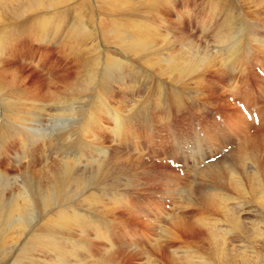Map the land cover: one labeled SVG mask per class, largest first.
I'll use <instances>...</instances> for the list:
<instances>
[{"label": "clouds", "instance_id": "clouds-1", "mask_svg": "<svg viewBox=\"0 0 264 264\" xmlns=\"http://www.w3.org/2000/svg\"><path fill=\"white\" fill-rule=\"evenodd\" d=\"M168 2L97 0L98 24L95 15L86 14L84 8L91 0H0V142L19 146L11 158L6 148L0 153V264L14 254V264H60L59 259L44 261L37 254L60 252L59 237L64 230L99 231L75 207L49 214L58 203L75 202L102 215L139 219L133 203L134 191L139 189L120 184V174L112 177L113 167L106 158L94 153L70 158L69 146L85 142L102 146L108 134L113 144L131 142L135 146L133 153L116 163L138 168L147 157L145 145L150 148L170 132L175 113L182 114L194 100L210 103L201 91L209 75L224 82L219 95L244 100L249 109L264 117V85L252 87V69L264 60V36L239 26L235 19L217 25L219 0H209L207 15L198 21V38L175 40L161 32L164 24L151 20L155 9ZM248 2L264 7V0ZM69 10L75 13L71 22ZM45 12L52 15H39ZM124 12H137L145 19L124 22L116 18ZM185 14L192 19L194 10L186 9ZM29 17L35 19L28 38L33 43L59 41L58 55L66 66L50 72L40 84L19 66H9L18 43L17 25ZM101 40L119 54L102 47ZM145 83L154 87L144 91ZM114 88L119 89V97ZM256 119L254 115L251 123L241 119L232 127L225 124L230 139L224 143L232 145L229 159L239 161L245 170L247 164H256V157L264 160V123ZM82 168L85 171H79ZM110 177L112 195H98L94 189ZM152 184L163 198L162 207L157 208L159 231L149 237L143 260L130 264H224L223 244L213 257L186 238L197 229L206 230L215 249L224 235L218 231L219 221L211 219L205 225L207 210L222 215L223 223L234 219L231 205L239 201L221 192L198 191L204 185L226 184L264 207V187L244 191L239 172L224 161L209 167L190 165L179 175L155 177ZM190 211L201 213L192 218L191 227L182 215ZM170 244L175 247L166 255L164 248ZM126 256L127 252L112 243L90 264H120ZM244 258L254 259L246 253Z\"/></svg>", "mask_w": 264, "mask_h": 264}, {"label": "rangeland", "instance_id": "rangeland-1", "mask_svg": "<svg viewBox=\"0 0 264 264\" xmlns=\"http://www.w3.org/2000/svg\"><path fill=\"white\" fill-rule=\"evenodd\" d=\"M78 2H80V0H78ZM91 2L92 3H90V4L89 3H85L84 4L85 10L87 9L86 10L87 11L86 14L87 13H91V14L95 15L97 23L99 24V21H100V18H101V12L99 10V6L97 5V0L96 1L91 0ZM245 2H246V4H245ZM247 2H248V0H225L226 4L219 5V6L222 7L224 11H228V10L234 11V14L238 17V20L241 19L240 21L241 22L243 21L242 23H243L244 27H246L245 26L246 23L247 24L250 23V26H251L250 30L252 32L258 33L259 35L261 34V36H264V32L262 33V29H261V28H264L263 27L264 26V13L260 12V13H257V15H255L256 14L255 11H264V7L257 8L255 6L253 8L254 9V13H255L254 14L253 13V9L250 8L251 10H249V7H248V5L251 6V7H253L254 5L250 4L249 2L247 4ZM94 3H96V4H94ZM219 3H220V0H219ZM162 4L160 5V7L155 9L154 14L151 17L153 22H155L157 20L155 23L157 25H159L158 22H160V24H161L162 23L161 17L163 16L162 18L165 19V21L167 20L168 23L171 22L170 24H172L174 29H177L178 32L182 31L183 33H181V34H183L187 38H192V39L198 38V36L200 35V28L198 27V21H199V19L201 17L207 15V13L209 11V7H208L209 0H170V2L162 3ZM187 8L194 10V16L192 17V19H189L188 16L185 14V10ZM245 9H246V11H245ZM98 11H99V13H98ZM249 11H251V12H249ZM70 12H72V11H70ZM246 12L251 15V18L249 20H246L244 17L241 16V15H244ZM73 13L74 12H72V15H73ZM239 13H241V14H239ZM97 14H99V15H97ZM259 15H260V18L258 17ZM129 16H132V19H134L136 21H140V20L143 19V17L137 12H136V14H134V15L132 14V15H129ZM253 16H256V17H253ZM120 18H122V17H120ZM123 18L125 19L124 16H123ZM158 18H160V19H158ZM222 19L223 18L217 19L216 20L217 21L216 24L218 22L220 23L219 20H222ZM71 20L72 19H70V21ZM256 20H258V21H256ZM260 21H261V23H260ZM21 26H22V28H21ZM23 26H25V27H23ZM26 28H27V30H26ZM30 31H31V23L23 24L21 22L20 24L17 25V33H18L17 39H18V43H17V45H16V47L14 49V52H13L14 59H13V61L10 62L9 66H19L21 71L24 72L25 75H31L32 78H33V81H35L37 84H40V83H42L43 79L47 75H49L50 72H52V71H54L56 69L57 70H63L64 67H66V66L63 65V61L60 59V57L58 55V50H59V47H60V42L59 41H57L55 44H50L47 41H42V42H39V43H33L28 38V32H30ZM161 32L164 33L163 30H161ZM98 33H99V35H98V38H99V36L101 34H100L99 31H98ZM49 39H50V37H49ZM101 46H103L102 42H101ZM110 49H113V50H110ZM110 49H108V50L112 51V52L114 50L116 52L118 51V49H115L114 47L110 48ZM116 52H113V53L114 54H118ZM207 79L211 80V81H208ZM207 79H206L205 85L206 84L210 85V83L214 82L217 85H220V88H222V86L223 87L225 86L223 81H221V80L216 81L217 77H215L214 75H209L207 77ZM253 82H255V80H252V83ZM258 82L257 83L255 82V84H256L255 89L257 88V86H260V84L262 83V82L260 83V81H258ZM147 85L154 87L153 84L147 83L146 85L142 86V87H144V90L146 89ZM114 90H115L116 96L119 97V95H120L119 89H114ZM218 91H220V90L214 89V92H216V95H218L216 101H218V103H221L222 105L226 106V104H227V100L226 99H229V98L219 95ZM193 95H195V94H193ZM212 105H210L207 102L196 101V100L192 101L191 103L188 104L187 108H189L191 110V112L196 115L194 117V120L196 122L195 121L193 122L192 121L193 119L186 118V120H185V123L187 122L186 126L185 125L184 126H182V125L179 126L178 124H176V127L172 126L173 128L171 127L170 131L174 132L177 135V137H179V139L182 141L181 138L188 139L192 135V132L195 129L200 127L197 124V123H199L198 120L200 118H205V119L207 118V120L210 119L211 120V121L209 120L210 123L213 121L214 123H217V124L219 122H217L216 120H221V123L231 122L233 120V117L235 115L234 110H231L229 108H227V109L225 108L224 109V108H220L218 106H215V105L212 106ZM194 106L196 108H192ZM199 106H201V107H199ZM198 107L200 109H202V110L204 109L202 114H201V111L200 112L198 111V109H197ZM177 114L178 113H175L174 115H177ZM182 114H186V113L183 112ZM213 114H215V115H213ZM2 115H3V112H2V110H0V118H2ZM211 118L212 119L214 118V119L212 120ZM228 118L230 120H227ZM223 120H225V121H223ZM175 121H177V122L179 121L180 122L179 119H177ZM144 123L145 124L148 123L147 118H145ZM169 134H170V132H169ZM171 134H173V133H171ZM181 134H183V135H181ZM111 137L112 136H110L108 134H104V140H103V145L102 146L108 148V150L110 149L111 157H112V161L113 162L115 161V159H117L115 157H117L118 155H119L118 156L119 160H122L123 158H121V157H125V156H127V155H129V154H131V153H133L135 151V146H134L133 143L129 142V143H124L122 145L113 144V137L112 138ZM162 140H164V139H162ZM170 140L171 139H168L166 137L165 140L161 142V139H159L150 148L147 145H145V148H146V151H147V157L140 162L138 168L137 167H132L131 169H129L128 165L121 163V164H123V166H125V168L123 169L121 164H116L117 166L119 165L118 166L120 168L119 172L121 173V175H119V176L122 178L121 182H119V183L120 184H134L135 183L134 185L139 189L138 191H134V195H133V203H134L135 206L138 207L136 209V212L139 213V214L137 213V215L139 216V219H133L131 216L124 215V214H117L116 216L102 215L97 209H93V212L95 213L98 222H100V227L105 226L106 228L104 230H102V232L101 231H99V232L98 231H94V232L90 231L91 233H89V231H88L87 232L88 236L90 238L91 237L92 238L90 240L89 237L87 236L88 239H86V238L84 239L86 242L83 240L82 234H80L81 232L79 233L78 231H75L70 236L74 240V242L75 241L76 242L83 241V242H85V243H87L89 245V248L91 250V258H90V260H88V264H90V262H91V260L93 258L101 257L103 255V253L108 248H110V245H109V243L106 240H108V238L110 239L111 237L112 238L110 239V241L113 239L112 241H114L115 244L118 245V247L121 250V252H127L128 253V256L120 258V264H130V262L135 261L137 259H139L141 261L143 260L144 257H143V249L142 248L150 247L149 243H147V242H149L148 241L149 237L156 236L158 234V231H159V225H158V223H156L157 222V218H158V213H157L156 210H157L158 207L162 206L161 205V201L163 199L160 196V194L158 193L157 189L153 186L152 179H154L155 177L163 176V170H165L166 172L167 171H172V173H173V171H175L171 167H166L165 168V166L159 165V162L156 160V158H159L162 161L163 160H170L171 158L172 159L178 158V157L172 156L171 153L168 154L170 152ZM85 145H84V147L86 148V146H88V145H86V146ZM94 146H92V147H94ZM172 147H174V146L172 145ZM5 148L7 149V153L9 154L8 158H11L12 156H15L17 154L18 150H19V146L18 145H14V144L9 145V144H6L4 142H0V153L4 152ZM88 150H89L88 153L91 154L92 151L90 149H88ZM63 151H64V149H63ZM73 151H74V148L72 146H69L68 149H67V154H69V156L73 155ZM76 152H77V150H75V153ZM113 153L114 154L117 153V155L115 156ZM112 155H114V157ZM86 156H88V154ZM162 156L164 158H162ZM2 166L3 165L0 164V167H2ZM79 171H84V170L82 168V170L80 169ZM131 173H135V177H133L131 175ZM176 174H178V173L176 172ZM125 177H127V178H125ZM243 181H244V183H247L249 181V177H247V174L245 176H243ZM98 185L95 188V191L97 192L98 195H102V194L103 195H107V196H111L112 195V191L110 190L111 189V185H112L111 184V177L109 178L107 183L104 182V183H101V184H98ZM103 185H106L108 187L104 188ZM246 185H247V187H249L248 184H246ZM105 189H108V190H105ZM109 193H110V195H109ZM228 193H230V192H228ZM64 205H65V207H69V206H75L76 203L75 202L64 203ZM81 208L83 209V208H85V206H83ZM255 209H257V208H255ZM209 211L210 212H207L209 214L208 215L209 219H215V220H217L218 218L222 219V217H220L221 216L220 214L218 215L217 213L212 212L211 210H209ZM146 213H148V214H146ZM182 215L187 218L188 225H189V227H191L192 226V218L195 217L196 215L197 216L201 215V213L198 212V211H190V212L182 213ZM252 215H254V214H251V215H248V216L244 215V217L246 219L250 218V220H245L247 223H251L253 220L257 219V214L255 215V219H253V220L251 219ZM104 216H107V217H104ZM258 216L260 217L258 219V221L260 222L259 223L260 226L257 225V226H255L254 229H252V226L250 225L248 227V229L246 230V234H247L246 238H247V240H245V241L243 240L244 242L250 243L253 247L258 248V249L255 248V251L258 253V255H257L258 256V261H254L252 264H257V263L258 264H264V238L262 240L259 236H257V237L254 236V230L255 229H256V231L261 232V233L263 232V229H264V226H263L264 225V219H261L263 216L261 217L259 214H258ZM100 217H101V219H100ZM114 217L117 220H113ZM244 217H242V218H244ZM43 218H45V217H42V219ZM104 219H105V221H104ZM102 220H103V222H102ZM152 220H155V222L152 221ZM119 221H123V225H121L119 223ZM164 223H167V221H164ZM220 223H223V222L220 221ZM105 234H106L107 237H105ZM207 236H209V234L207 232H205V231L202 232L200 229H197V230L191 232L190 234H187L186 238L189 239V240L195 241L198 244V246H199V251L211 254V252H213V250H214V254H215V251L217 250V247L215 249L212 248L211 244L208 243L209 242L208 240L210 239V236L209 237H207ZM233 237H234V235H230V236H228V239H231ZM103 239H104V241H103ZM240 240H242V239H240ZM145 241H147V242H145ZM258 241H259V243H258ZM229 242H231L230 244H232L233 247H238L239 248L240 243L238 241L229 240ZM147 245H149V246H147ZM123 247H125V248H123ZM171 247H175V245H171L170 244V245H168L167 247L164 248V253L166 255L168 254L169 248H171ZM209 247H211L212 251L208 250V249H210ZM133 248H134V251L132 250ZM226 248L230 252L231 247L229 245H227ZM238 248H236L235 251H237ZM138 249H140L141 251L140 250L138 251ZM248 251L252 252V250H250V249ZM214 254H211V256H213ZM14 258H15V254L13 255L12 259H14Z\"/></svg>", "mask_w": 264, "mask_h": 264}, {"label": "bare ground", "instance_id": "bare-ground-1", "mask_svg": "<svg viewBox=\"0 0 264 264\" xmlns=\"http://www.w3.org/2000/svg\"><path fill=\"white\" fill-rule=\"evenodd\" d=\"M96 1V0H94ZM92 3V2H91ZM96 4V3H94ZM206 4V3H205ZM226 4L225 3V0H220V3L219 5H224ZM246 4V2H245ZM248 4V2H247ZM163 5V4H162ZM170 5V4H169ZM87 6V5H86ZM97 6V5H96ZM239 6V5H238ZM244 6V5H243ZM247 6V5H246ZM160 7V6H159ZM249 10L253 9L255 7V5L253 7L249 6ZM95 8V7H94ZM158 8V7H157ZM251 8V9H250ZM261 8V7H260ZM161 9V8H160ZM188 9V8H187ZM87 10V9H86ZM98 10V9H97ZM263 10V9H262ZM61 11H64V10H61ZM159 11V10H158ZM161 11V10H160ZM246 11V9H245ZM70 10L68 11V17H69V21L70 19H74L75 18V13H73L72 15V12H70ZM87 12V11H86ZM251 12V11H249ZM256 14L254 13V9H253V13L255 15H257V13H264V11H255ZM96 13V12H95ZM94 13V14H95ZM99 13V11H98ZM134 15L136 14V12H124V13H119L117 14V19L121 20V21H124V22H129V21H136L134 19H132V16H129V15ZM241 14V13H239ZM253 14V15H254ZM39 15L41 16H50L52 15L51 12H45V13H40ZM99 15V14H97ZM167 15V14H166ZM123 16L125 17V19L123 18ZM142 16V15H141ZM157 16V15H156ZM242 17H244L246 20H249L251 18V15L249 13H245L244 15H241ZM122 17V18H120ZM143 17V16H142ZM141 17V18H142ZM163 17V16H162ZM161 17V20H162V23L165 25L164 28H162L161 30L164 31V33L168 34L169 36H171L173 39L175 40H192V41H195L196 39H192V38H187L186 36H184L182 31L181 32H178L177 29H174V27L172 26V24L168 23L167 20L165 21V19H163ZM253 17H256V16H253ZM260 18V15L258 16ZM219 18H223L222 20H219L220 23L218 22L217 25L221 24L223 21H225L226 19H235L236 20V23L241 26V27H244L243 26V21L241 22L240 20H238V17L234 14V11H231V10H228V11H224L222 7H220V12L218 14V17L217 19ZM35 19V17H29L28 20L26 21H23L22 23L23 24H27V23H31V21ZM143 19H145L143 17ZM142 19V20H143ZM160 19V18H158ZM263 19V18H262ZM71 20V21H72ZM152 20V19H151ZM255 20V19H254ZM70 21V22H71ZM157 21V20H156ZM155 21V22H156ZM245 21V20H244ZM258 21V20H256ZM217 22V21H216ZM249 22V21H248ZM160 24V22H158ZM191 23V22H190ZM261 23V21H260ZM263 23V22H262ZM30 25V24H29ZM252 25V24H251ZM246 27H244L245 29H247L248 31L252 32L250 29H251V26H250V23L249 24H245ZM250 26V27H249ZM253 26V25H252ZM256 26V25H255ZM25 27V26H23ZM262 27V26H261ZM264 27V26H263ZM22 28V26H21ZM254 28V27H253ZM256 28V27H255ZM262 29V33L264 32V28H261ZM20 30V29H19ZM27 30V28H26ZM25 30V31H26ZM22 32V31H21ZM27 32V31H26ZM25 32V33H26ZM190 32V31H189ZM23 33V32H22ZM29 33V32H28ZM186 33V32H185ZM24 34V33H23ZM101 34V33H100ZM99 35V33H98ZM189 35V34H188ZM261 35V34H260ZM100 37V36H99ZM197 37V36H196ZM18 40V39H17ZM103 46L102 47H105L106 50L110 49L108 47L105 46L104 42L101 40ZM176 47H179V45L177 44ZM110 50H113V49H110ZM113 52H116L115 50ZM119 54V50L116 52ZM57 70V69H56ZM255 71V72H254ZM255 73V74H254ZM252 80H255V82L257 83L258 81H260V86L261 85H264V60H259L255 63V66L253 67L252 69ZM215 79V78H214ZM208 80V79H207ZM213 80V79H212ZM219 79L217 78L216 81H218ZM208 81H211V80H208ZM209 83V82H208ZM259 83V82H258ZM147 83H145L144 85H146ZM216 83H210L209 84H206L205 87L203 88L202 93H206L209 98H210V105H215V106H218L220 108H229L231 110H234L235 112V115L233 117V120L231 121L232 123V126H234L236 124V122L240 121L241 119H245V120H248L250 123L252 122V116L249 114V111H248V108L247 106L245 105V103H243L241 101V99H236V100H232V99H226L227 100V104L226 106L225 105H222L221 103H218V101H216L217 99V96L216 95V92H214V89L216 90H221L223 88H220V85H215ZM259 85V84H258ZM150 86L147 85L146 86V89L144 90V87H143V90L144 91H147L148 88ZM259 87V86H257ZM115 89V88H114ZM115 91V90H114ZM220 92V91H218ZM204 102V101H202ZM224 103V102H223ZM212 105V106H213ZM192 108H196L195 106L192 107ZM191 108V109H192ZM199 110V112L201 111V114H202V109H200L199 107L197 108ZM230 110V111H231ZM213 111V110H212ZM218 111V110H217ZM229 111V112H230ZM3 112V111H2ZM185 112L186 114H177L175 115V120L179 119L180 122L178 121H173V124L172 126L176 127V124H178L179 126L182 125V126H186V123H185V120L186 118L188 119H193L194 120V117L196 116L195 114H193L191 112V110L189 108H187V110L183 111ZM207 112V111H206ZM228 112V111H227ZM216 113V112H215ZM205 114V113H204ZM215 115V114H213ZM212 115V116H213ZM218 115V114H217ZM226 115V114H225ZM210 117V116H209ZM214 117V116H213ZM258 123H264V117H260L258 116ZM218 118V117H217ZM227 118V117H226ZM225 118V119H226ZM196 119V118H195ZM203 119V118H200V120ZM207 119V118H206ZM212 119V118H211ZM214 119V118H213ZM212 119V120H213ZM192 120V121H193ZM198 120V119H197ZM210 120V119H209ZM227 120H230L229 118ZM202 121H205V120H202ZM211 121V120H210ZM215 121V120H214ZM217 121V120H216ZM225 121V120H223ZM196 122V121H195ZM198 124V123H197ZM192 125V124H191ZM195 125V124H194ZM193 126V125H192ZM232 126H229V127H232ZM172 127V128H173ZM188 127V126H187ZM194 127V126H193ZM176 129V128H175ZM186 129V128H185ZM191 129V128H190ZM174 130V129H173ZM184 132V131H183ZM187 132V131H186ZM191 132V131H190ZM177 133V132H176ZM180 133V132H179ZM174 134V133H173ZM172 134V135H173ZM175 135V134H174ZM183 135V134H181ZM180 136V135H179ZM185 136V135H184ZM193 136V135H192ZM221 137V141L218 140V137ZM183 137V136H182ZM188 137V136H187ZM195 138V143H193L194 145H192V141L193 139L191 137H189L188 139H185L184 141H179V140H176L177 138H173V146L174 147H178V148H183V149H187L189 150V153L187 152H181V151H177L179 152L181 155L185 156L187 159L184 161V158H176V159H170V160H161L159 158H156V160L159 162V165H162V166H165V167H171V168H174V169H178V175L185 172L190 165H194V164H200V165H204L205 167H209V166H217V165H220L222 161L224 162H227V163H230L232 165L233 168H235L240 176H241V188L244 190V191H250L252 188L254 187H264V160H261L259 157H256V164H247V167H246V170L243 169V168H240L239 167V161H236L235 159H229V156H230V153L232 151V145L231 143H224L225 141H228L230 139V137L228 136V132L226 133H222V134H219V135H212V134H209L208 132L203 134L202 136V139H200L196 134L195 136H193ZM112 138V137H111ZM183 140V138H182ZM163 140L161 139V142ZM199 142L201 144H199ZM86 144V143H85ZM84 143H81V144H77V145H72V147L74 148V151H73V155H70L67 154L70 158H77L79 159L81 156H86L88 154V156H90V154L88 153V149H90L92 151V153L102 157V158H106L108 160V162L112 165L113 167V171H112V177H116L118 174L121 175V173L119 172L120 168L116 165V161L119 160L118 156L115 157L117 159H115V161L113 162L112 161V157H111V151L110 149L108 150V148L104 147V146H94V145H91V144H86L88 146H86ZM161 144V143H160ZM202 144H205V148L203 147ZM84 145L86 146V148L84 147ZM119 145H122V144H119ZM94 146V147H92ZM118 146V145H117ZM159 146V145H158ZM164 146V145H163ZM120 148V147H119ZM107 149V150H106ZM75 150H77V152L75 153ZM164 150V149H163ZM61 151H63V149H61ZM129 151V150H128ZM158 151V150H157ZM205 151L207 153V156L204 155L205 154ZM167 152V151H166ZM91 153V154H92ZM118 153V152H117ZM117 153H113L115 156L117 155ZM72 154V153H71ZM162 154V153H161ZM167 154V153H166ZM114 155H112L114 157ZM153 155V154H152ZM154 156V155H153ZM156 156V155H155ZM172 156H174L172 154ZM176 156V155H175ZM174 156V157H175ZM167 157V156H166ZM171 157V156H170ZM177 157V156H176ZM123 158V157H121ZM162 158H164L162 156ZM168 158V157H167ZM157 162V163H158ZM169 166H168V165ZM122 168L124 169L125 166H123V164H121ZM127 167V166H126ZM119 168V169H118ZM121 168V169H122ZM82 170V169H81ZM85 171V169H83ZM249 172V173H248ZM247 174V177H249V181L247 183H244L243 181V176H245ZM152 175V174H151ZM122 178L119 176V182H121ZM153 180V179H152ZM125 181V180H124ZM107 183V182H106ZM113 183V180L111 179V184ZM101 184V183H100ZM135 184V183H134ZM249 187H247V185ZM142 185V184H141ZM99 186V185H98ZM102 187V186H101ZM104 188L108 187L106 185H103ZM103 189V188H102ZM110 189V188H109ZM95 190V189H94ZM105 190H108V189H105ZM110 191V190H109ZM198 191H201V192H221V193H225L228 197L230 198H234L236 200L239 201L238 204H232L231 205V208L234 212V219L232 221V223H220V221H223L224 220V217L221 215L220 217L221 218H218L217 221H219V223L217 224V228H218V231L219 232H222L223 235H224V240L223 241H220L218 242L217 244V250L215 251V254H214V250L213 252H211V254H214V256L216 255H219V246L220 244H223L224 246V251L226 252L227 256H226V260L224 262V264H252L254 261H258V253L255 251V248L256 247H253L250 243L248 242H244L245 240H247V234H246V230L248 229V227L251 225L252 226V229L255 228V226L259 225L260 226V222L258 221V219L260 218L258 216V214L262 217L261 219H264V207H261L259 204H257L255 202L254 199H252L251 197L249 198H244L242 195H238L236 192H234L232 189H230L226 184H215V185H204L202 186L200 189H198ZM230 192V193H228ZM105 193V192H104ZM103 195V194H102ZM110 195V193H109ZM158 195V194H157ZM159 196V195H158ZM135 206V205H134ZM72 207H75L76 208V211L81 215V216H85L87 217L90 221H91V224L94 225V226H98L99 227V231L102 232V230H104L106 227L105 226H102L100 227V222H98L97 218H96V215L95 213L93 212V209L95 208H89L87 205H85V208H81V207H78V206H69V207H65L64 203H58L56 208H54L53 210H51V212L49 214H54L56 211H59L61 209H69V208H72ZM162 207V206H160ZM138 207L135 206V209H137ZM257 208V209H255ZM157 211V210H156ZM207 212H210L209 210ZM213 212V211H212ZM257 212V213H256ZM138 213V212H137ZM216 213V212H215ZM139 214V213H138ZM148 214V213H146ZM213 214V213H212ZM211 214V215H212ZM219 215V213H217ZM251 214H254L252 215V220L255 219V215L257 214V219L253 220L251 223H247L245 220H250V218H245V216H248V215H251ZM209 215V214H208ZM102 216V215H101ZM197 216V215H196ZM46 218V215L43 216ZM104 217H107V216H104ZM150 217V216H149ZM154 217V216H153ZM244 217V218H242ZM112 218V217H111ZM124 218V217H123ZM101 219V217H100ZM155 219V218H154ZM220 219V220H219ZM113 220H117L115 217ZM156 220V219H155ZM155 220H152L155 222ZM210 220L211 219H208L205 221V225L207 226L208 223H210ZM100 221V220H99ZM105 221V219H104ZM131 221V220H130ZM103 222V220H102ZM131 223V222H130ZM157 223V222H156ZM262 223V222H261ZM105 224V223H104ZM140 225V224H139ZM157 225V224H156ZM262 225V224H261ZM264 226V225H263ZM259 228V227H258ZM257 228V229H258ZM153 229V228H152ZM202 232H207L209 234L208 231L206 230H203V229H200ZM251 230V229H250ZM75 231H78V230H64L60 233V239H61V251L58 252V253H55V254H49V253H44L41 257V254H37V257L41 258L42 260L44 261H49V260H57L59 259L60 260V264H88V260H90L91 258V250L89 248V245L87 243H85L86 241L84 240L85 238H87L88 236V231L89 233H91L92 231H96L94 230L93 228H88L86 230V232L84 233H80V231H78L80 234H82V237H83V241H79V242H74V240L70 237L71 234H73V232ZM91 231V232H90ZM98 231V232H99ZM155 231V230H154ZM253 231V230H252ZM249 232V231H248ZM155 233V232H154ZM152 234V233H151ZM76 235V234H75ZM74 235V236H75ZM90 235V234H89ZM100 235V234H99ZM103 235V234H102ZM156 235V234H155ZM230 235H234L233 238L231 239H228V236ZM253 235V234H252ZM81 236V235H80ZM92 236V235H91ZM210 236V235H209ZM207 236V237H209ZM251 236V235H250ZM254 236L257 237L259 236L262 240L264 238V229H263V232H258L256 231V229L254 230ZM89 237V236H88ZM102 237V236H101ZM100 237V238H101ZM105 237L106 234H105ZM92 238V237H91ZM91 238L89 237V239L91 240ZM99 238V239H100ZM112 238V237H111ZM110 238V239H111ZM148 238V237H147ZM98 239V240H99ZM102 239V238H101ZM100 239V240H101ZM110 239L108 238V240H106L110 247L112 246V243H115L114 241H110ZM242 239V240H240ZM259 239V238H258ZM148 240V239H147ZM208 240V239H207ZM229 240H236L240 243L239 245V248L238 247H233L232 244H230L231 242H229ZM244 240V241H243ZM251 240V239H250ZM104 241V239H103ZM149 241V240H148ZM209 241V240H208ZM130 242V241H129ZM134 242V241H133ZM147 242V241H145ZM119 243V242H118ZM149 243V242H147ZM209 243V242H208ZM259 243V241H258ZM107 244V243H106ZM132 244V243H131ZM137 244V243H136ZM253 244V243H252ZM257 244V243H256ZM123 245V244H122ZM229 245L231 247V250L230 252L228 251V249L226 248V246ZM236 245V244H235ZM255 245V244H254ZM128 246V245H127ZM139 246V245H138ZM149 246V245H147ZM125 248V247H123ZM210 249L208 250H211V247H209ZM237 249V251H235ZM261 248V247H260ZM144 249V248H142ZM252 250V252L248 251V250ZM258 249V248H256ZM134 251V248L132 249ZM140 249H138L139 251ZM125 251V250H124ZM141 251V250H140ZM206 251V250H205ZM247 254L248 257H254V259L252 260H246L244 258V254ZM210 254V253H209ZM210 254V255H211ZM263 257V256H262ZM15 259V258H14ZM14 259H10V260H7L5 262V264H14ZM123 260V259H122ZM261 262V261H260ZM214 264H218V262H215L214 261ZM258 264V263H257Z\"/></svg>", "mask_w": 264, "mask_h": 264}]
</instances>
